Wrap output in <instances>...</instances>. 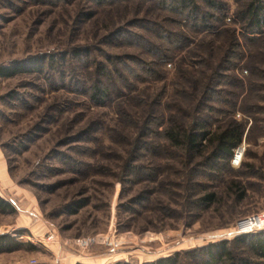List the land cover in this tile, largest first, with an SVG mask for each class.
<instances>
[{
  "label": "rangeland",
  "instance_id": "obj_1",
  "mask_svg": "<svg viewBox=\"0 0 264 264\" xmlns=\"http://www.w3.org/2000/svg\"><path fill=\"white\" fill-rule=\"evenodd\" d=\"M209 1L195 0L199 18L224 17L205 34L178 16L177 0H0V68L24 66L0 77V198L10 206L0 264H145L175 252L201 264L192 252L223 240L251 257L232 240L241 220L264 214V36L237 19L251 0H212L220 12ZM97 81L109 94L100 103ZM206 83L210 141L172 159L149 130L173 101L196 105L177 90L198 100ZM232 121L242 141L213 169L206 157ZM210 193L212 203L197 202Z\"/></svg>",
  "mask_w": 264,
  "mask_h": 264
},
{
  "label": "trees",
  "instance_id": "obj_2",
  "mask_svg": "<svg viewBox=\"0 0 264 264\" xmlns=\"http://www.w3.org/2000/svg\"><path fill=\"white\" fill-rule=\"evenodd\" d=\"M106 1V0H97V2ZM209 7L213 10L221 11V6L218 3L209 1ZM176 12L178 16L183 18L184 21H189L192 26V30H200V32H206L205 34L215 33L213 31H218V27L212 26L211 19L218 20L217 17H213L211 14H205L203 17L197 15V5L195 0H177ZM239 21L241 22V28L246 33H251L252 36L263 37L264 36V0H251L246 7V9L239 13ZM224 16H219L222 23ZM165 33V32H164ZM165 39L175 37L173 34L165 33ZM184 37V36H183ZM181 38L180 41H184L185 38ZM180 38V37H177ZM254 38V37H252ZM174 40H171L173 43ZM177 41V40H175ZM176 44V43H175ZM142 47H148L145 43L140 44ZM159 60L162 64H168L170 58L164 54H159ZM205 61H199V65H203ZM22 64L14 65L12 67H3L0 68V77H12L16 75L20 69H23ZM130 71V68H128ZM133 74V71H131ZM150 76L157 74L156 71H153L148 67L146 71ZM215 76L212 77L214 79ZM211 81V79H209ZM179 85V84H178ZM205 85V86H204ZM202 89V94L198 97L190 90H183L180 86V90H177L174 94V97H181L185 101L196 102L191 111H185L181 106L173 101L170 109L172 108L173 114H169L168 117H164L161 114L157 115V123L150 124L152 125V130L149 132L153 133L152 135H158L164 140V144L160 147V150L168 154L172 159L180 158L181 156H186L192 158L195 155H199L204 149V142L210 141L208 139L209 131L207 128L208 117L203 115L202 103L204 92L211 89L210 84H204ZM204 87V88H203ZM92 88L91 99L94 102L100 103L102 99L108 97L107 87L103 86L101 81H97V84ZM200 88L192 86L194 92H200ZM152 115V114H150ZM154 116H149V119ZM190 119V122L185 125L182 120ZM155 121V122H156ZM159 127H162V130L158 131ZM150 129V128H149ZM243 126L237 122L232 121L227 125L224 130L218 133L215 136L214 145L211 152L206 157L207 165L213 169H217V161H222L228 164L233 149L239 145L243 138ZM215 195L213 193L206 194L197 199L201 205H208L214 201ZM9 204L3 201L0 198V211L6 210L9 208ZM8 237L0 238V251L5 250L4 247L7 245ZM231 241V240H230ZM232 241L238 243H245L248 250L250 251V258H242L236 256L233 251L229 248V241L223 240L215 243H211L206 247H199L197 250H194L192 254L197 253L198 257L204 255L201 264H264V230L252 232L243 235H237L233 238ZM4 248V249H2ZM113 264H133L131 262H116ZM145 264H180V254L175 252L169 256L158 258L152 262Z\"/></svg>",
  "mask_w": 264,
  "mask_h": 264
},
{
  "label": "built area",
  "instance_id": "obj_3",
  "mask_svg": "<svg viewBox=\"0 0 264 264\" xmlns=\"http://www.w3.org/2000/svg\"><path fill=\"white\" fill-rule=\"evenodd\" d=\"M240 153V148L234 151L233 162L236 156ZM264 230V214H253L241 220L236 226V235H243L252 232ZM53 236H51L52 238ZM34 263V262H33Z\"/></svg>",
  "mask_w": 264,
  "mask_h": 264
},
{
  "label": "bare ground",
  "instance_id": "obj_4",
  "mask_svg": "<svg viewBox=\"0 0 264 264\" xmlns=\"http://www.w3.org/2000/svg\"><path fill=\"white\" fill-rule=\"evenodd\" d=\"M241 159V153H238V155L236 156L235 162L238 163Z\"/></svg>",
  "mask_w": 264,
  "mask_h": 264
},
{
  "label": "crops",
  "instance_id": "obj_5",
  "mask_svg": "<svg viewBox=\"0 0 264 264\" xmlns=\"http://www.w3.org/2000/svg\"><path fill=\"white\" fill-rule=\"evenodd\" d=\"M79 261H76V262H74L73 264H76V263H78ZM80 263V262H79Z\"/></svg>",
  "mask_w": 264,
  "mask_h": 264
}]
</instances>
